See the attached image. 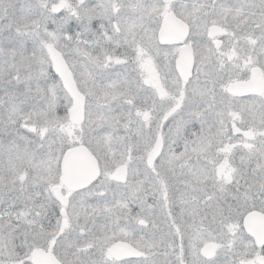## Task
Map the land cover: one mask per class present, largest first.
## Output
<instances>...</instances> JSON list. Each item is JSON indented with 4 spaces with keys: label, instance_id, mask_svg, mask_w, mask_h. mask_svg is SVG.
I'll return each mask as SVG.
<instances>
[{
    "label": "snow or ice",
    "instance_id": "1",
    "mask_svg": "<svg viewBox=\"0 0 264 264\" xmlns=\"http://www.w3.org/2000/svg\"><path fill=\"white\" fill-rule=\"evenodd\" d=\"M0 264H264V0H0Z\"/></svg>",
    "mask_w": 264,
    "mask_h": 264
}]
</instances>
